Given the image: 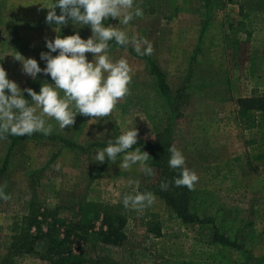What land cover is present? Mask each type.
<instances>
[{
  "label": "rangeland",
  "instance_id": "1",
  "mask_svg": "<svg viewBox=\"0 0 264 264\" xmlns=\"http://www.w3.org/2000/svg\"><path fill=\"white\" fill-rule=\"evenodd\" d=\"M225 1L228 12L218 0H180L173 5L171 0H134V7L143 10L141 17L127 25L111 18L105 22L130 38L126 47L109 42L110 57L126 59L131 68L129 93L113 112L97 119L77 115L71 129H60L55 120L46 118L53 126L48 136L58 139H33L14 147L0 139V169L6 158L8 165L0 185L10 196L0 200V264L34 199L44 207L59 208L60 217L67 220L76 218L77 206L85 203L115 205L128 216V240L123 246L92 241L73 246L74 253L85 258L84 264L98 259L117 264H264V112L255 113L256 123L250 129L237 116L239 99L264 94V0ZM49 4L48 0H0V67L3 62L8 78L21 90L39 92L43 83L53 81L42 73L33 80L14 56L34 58L43 68L40 53L48 51L46 40L75 32L84 39L91 35L87 26L56 32L46 20H38L47 14ZM209 4L218 14L208 10ZM191 7L199 13L192 15ZM240 22L246 30L239 35L243 42L230 58L227 48L233 40L227 42L225 34L230 25ZM141 37L152 45L151 55L167 72L174 90L185 81L189 59L194 57L193 70L204 82L201 92L188 99L162 96L148 63L134 51L133 38ZM86 56L92 59L90 53ZM131 127L138 129V140L153 142L160 134L161 142L169 136L172 146L182 151L186 167L199 177L191 194L192 211L213 223L186 224L177 218L153 192L158 175L149 162L151 176L138 165L125 170L119 162H94L96 151L108 139ZM64 141L77 147H66ZM137 191L153 193V204L125 208L124 196ZM215 229L236 245L215 242ZM15 264L50 263L32 255L15 258Z\"/></svg>",
  "mask_w": 264,
  "mask_h": 264
},
{
  "label": "clouds",
  "instance_id": "2",
  "mask_svg": "<svg viewBox=\"0 0 264 264\" xmlns=\"http://www.w3.org/2000/svg\"><path fill=\"white\" fill-rule=\"evenodd\" d=\"M45 8L49 9L45 17L49 25L61 26L71 22L87 26L91 35L84 39L75 32L70 36L57 35L46 40L48 51L40 53V60L45 62L43 68L34 58L25 59L20 54L14 56L22 63L23 73L33 80L41 73L50 76L53 83H43L39 92L32 88L21 90L0 67V139L34 133L51 135L53 126L47 123L46 118L55 120L60 129L66 126L71 129L77 115L93 119L107 117L117 102L129 93L131 68L124 58L113 60L108 50L110 41L126 47L130 38L124 31L105 22L111 18L127 25L134 17H141L143 10L134 7V0H52ZM54 30L57 32L56 28ZM133 41L138 55L152 54V45L146 38H133ZM142 45L146 46L142 48ZM86 53L92 55L91 60ZM25 92L30 100L25 98ZM137 143L138 129L128 128L108 139L107 145L96 151L94 162L110 165L119 162L118 167L125 170L138 165L141 172L151 176L154 170L148 162L152 157L139 147L133 148ZM167 151L170 153L168 166L178 173L172 183L176 187L193 190L199 177L186 167L182 151L172 145ZM167 187L166 182L161 183L162 190ZM8 199L10 196L0 185V200ZM154 199L151 192L137 191L134 195H125L123 205L125 208H146L153 204Z\"/></svg>",
  "mask_w": 264,
  "mask_h": 264
},
{
  "label": "trees",
  "instance_id": "3",
  "mask_svg": "<svg viewBox=\"0 0 264 264\" xmlns=\"http://www.w3.org/2000/svg\"><path fill=\"white\" fill-rule=\"evenodd\" d=\"M59 15V9H57ZM231 35L236 37L245 30V24L230 27ZM249 35L251 33L245 32ZM239 44V42H238ZM150 65V71L157 79L159 92L168 96V84L165 75L154 61L146 59ZM2 67V66H1ZM26 99H31L25 96ZM264 112V94L242 98L237 101V116L245 129L255 126V113ZM58 139L52 136H44L34 133L31 136L5 138L11 147L33 139ZM63 142V140H60ZM66 147H77L75 144L64 141ZM172 145L169 136L160 142V136L153 143L138 140L133 148L139 147L147 151L152 157L149 163L156 168L158 175L153 192L158 194L170 209L183 223L201 224L213 223L211 220L201 219L192 211V190L187 187H176L172 181L178 173L168 166L170 153L168 147ZM8 168L7 158L2 169H0V180ZM166 182V190L161 189V183ZM77 217L71 220L60 217V209L43 208L37 201L33 200L27 216L23 218L21 231L14 237L11 248L4 258L2 264H15V258L24 255H35L50 264H84L85 258L74 253L73 246L76 243L95 242L105 246L121 247L128 240L126 227L128 216L121 212L115 205L106 204H80L77 206ZM100 224V226H98ZM160 235L161 231H156ZM215 242L223 246H233L229 239L215 229ZM236 247V246H234ZM94 264H117L109 259H98Z\"/></svg>",
  "mask_w": 264,
  "mask_h": 264
},
{
  "label": "crops",
  "instance_id": "4",
  "mask_svg": "<svg viewBox=\"0 0 264 264\" xmlns=\"http://www.w3.org/2000/svg\"><path fill=\"white\" fill-rule=\"evenodd\" d=\"M20 1H22L23 2V0H20ZM28 1H30V0H24V2L25 3H28ZM34 1H37V0H34ZM39 1H41V0H39ZM177 1H180V0H171V5H173L175 2H177ZM204 1V0H203ZM219 2V4H223L224 5V7H223V5H222V9H224V10H226L227 12H228V4H227V2L225 1V0H218ZM48 2L49 3H52V0H48ZM169 4V3H168ZM218 4V5H219ZM209 6V11L212 13L213 12V8H212V5H208ZM49 11V10H48ZM179 11H180V8H179ZM188 11L192 14V15H197V13H199V11H197V9L196 8H188ZM202 12V11H201ZM47 13V12H46ZM241 13H242V11H241ZM213 15L214 14H218V13H216V12H214V13H212ZM47 15V14H46ZM46 15L45 14H43L42 13V17H40L38 20H41V19H44L45 20V17H46ZM172 16H174L173 15V13H172ZM174 20V19H173ZM239 23H237V24H232V25H238ZM232 25H230V27L232 26ZM52 28H56V29H58V28H63V29H73V28H76L77 26L78 27H82V25H79V24H76V25H73L71 22H69V23H67L66 25H61V26H57V25H50ZM64 27H66V28H64ZM230 27H229V32H228V34H225V38H226V40H227V42L228 41H232L233 40V43L230 45V46H228V50L230 51V53H229V55H230V58L232 57L231 56V52L233 53L234 51H235V48L234 47H236L237 46V44H238V42L239 43H242L243 41H242V39H240L239 37V35L242 33H240V34H238L236 37H233L232 35H231V29H230ZM51 28V29H52ZM168 28V27H167ZM200 29H202V27H200ZM172 31H173V29H172ZM174 35H175V32H174ZM252 35V34H251ZM200 38V37H199ZM174 39V38H173ZM165 45V47H168V45H167V42H165L164 43ZM223 44V43H222ZM160 46H161V43H160ZM177 47L178 46H180V42H177V45H176ZM168 50V49H167ZM165 53H168V52H165ZM160 55L162 56L163 55V51L162 52H160ZM141 57H143V59H145V62L146 63H148V61L146 60L147 58H149L151 61H154L155 63H156V65L160 68V70L162 71V73L165 75V77H166V81H167V84H168V96L167 95H164L161 91H160V94L162 95V96H164V97H169L170 96V94H175V95H184V96H186L187 97V99L190 97V96H192V94L196 91V92H201V91H199V88H201V86H202V84L204 83L202 80H203V77H201V76H199L198 74H197V72H196V70H193V66H194V63H195V58L194 57H191L189 60H190V63H189V67H188V70L186 71L187 73H186V77H185V81H183V82H181L180 84H179V88H177V90H174V88H173V86H172V84H171V82H170V80H169V77H168V74H167V72L164 70V68L160 65H158V63H157V61H156V59L153 57V55H150V56H141ZM228 63H227V68H226V73H227V79L229 80V76H230V60H229V56L227 55V60H226ZM160 62L162 63V62H164V60L162 59V58H160ZM215 62V61H214ZM216 63V62H215ZM224 63H225V61H224ZM2 64H3V68L5 69V64L2 62ZM147 65H149V63L147 64ZM217 66V65H216ZM218 67H221V66H218ZM149 69H150V65H149ZM218 70V69H217ZM219 71V70H218ZM151 72V71H150ZM152 74V73H151ZM154 76V75H153ZM196 80L197 81H199L200 83H201V85H197V83H196ZM227 80V81H228ZM158 91H159V88H158ZM183 93H185V94H183ZM255 95H257V94H255ZM254 96V95H253ZM243 98H245V97H243ZM242 99V98H241ZM158 136H160V134H157V136H156V138H155V141L157 140V137ZM60 137V136H59ZM61 139H62V137H61ZM143 141H145V140H143ZM155 141H153V142H155ZM146 142H150V141H146ZM153 142H150V143H153ZM31 205V204H30ZM43 208H47V207H44L43 206ZM49 209H55V208H49ZM29 210H30V208H29ZM28 213H29V211H28ZM28 215V214H27ZM26 215V216H27ZM25 217V216H24ZM23 217V218H24ZM22 222H23V219H22ZM21 226H22V224H21ZM20 231H21V228H20ZM20 231H19V233H20ZM18 233V234H19ZM17 234V235H18ZM17 235H15L14 237H16ZM14 239V238H13ZM24 256H32V255H24ZM20 258V257H19Z\"/></svg>",
  "mask_w": 264,
  "mask_h": 264
}]
</instances>
